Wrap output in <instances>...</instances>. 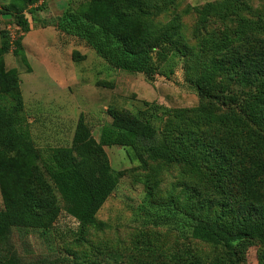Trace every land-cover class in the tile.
Returning a JSON list of instances; mask_svg holds the SVG:
<instances>
[{"label": "trees", "instance_id": "obj_1", "mask_svg": "<svg viewBox=\"0 0 264 264\" xmlns=\"http://www.w3.org/2000/svg\"><path fill=\"white\" fill-rule=\"evenodd\" d=\"M14 1L26 6L37 0ZM147 15L142 0H85L68 9L59 24L114 69L147 80L168 78L173 74L170 61L180 48L168 32L149 36ZM13 16L12 25L26 32L25 17ZM233 22L232 30L205 43L204 73L185 80L201 100L213 101L217 95L208 84L225 74L228 84L239 88L237 97L228 92L231 111L213 115L207 110L189 118L153 103L149 108L155 118L167 117L168 127L159 132L149 119L113 109L97 139L80 116L68 146L43 149L31 139L18 73L4 65L8 51L21 49L20 36L11 40L6 27L0 47V264H80L77 256L71 262L47 256L26 259L10 236L14 231L49 230L61 210L56 195L66 215L82 227L100 230L104 223L96 214L125 174L100 158L103 147L112 146L133 151L144 169L148 162H161L177 164L187 173L182 199L152 203L151 185L146 190L150 206L140 208L149 212L148 225L166 228L175 235L174 247L181 246L167 252L148 248L144 261L139 255L131 258L135 264H239L251 242L264 245V17ZM21 61H26L24 55ZM192 242L207 245L212 254L199 256L189 246ZM257 264H264V249Z\"/></svg>", "mask_w": 264, "mask_h": 264}, {"label": "rangeland", "instance_id": "obj_2", "mask_svg": "<svg viewBox=\"0 0 264 264\" xmlns=\"http://www.w3.org/2000/svg\"><path fill=\"white\" fill-rule=\"evenodd\" d=\"M84 2L37 0L20 6L14 0H0V47L3 32L15 22V13L27 21L26 32L17 24L16 31L10 30L15 37L20 36L21 49L18 53L8 51L3 59L6 69L18 73L24 114L37 149L68 146L80 116L97 139L100 127L111 121L109 111L113 109L147 118L159 132L168 127L167 117L155 118L149 108L153 103L182 111L189 118L207 110L213 115L232 110L228 92L237 97L239 88L230 81L229 85L225 74L214 76L208 84L217 95L213 101L201 100L185 80H195L204 73L205 43L232 30L233 19L264 17V0H142V10L148 13L144 17L148 35L168 32L172 43L180 48L170 61L173 74L153 80L110 67L83 40L61 28L59 22L67 10ZM100 158L114 171H125L96 214L104 226L100 230L90 225L82 227L66 215L56 195L61 210L49 230L14 231L10 236L18 254L26 259L58 257L63 262L77 256L80 264L104 263L113 258L135 264L131 258L139 255L144 261L148 248L167 252L181 246L174 247L175 235L166 228L148 225L145 220L149 212L140 208L150 206L148 201L182 199L187 173L177 164L161 162H148L144 169L133 151L123 147H103ZM151 185L153 196L147 201L146 190ZM189 246L201 257L212 254L207 245L192 242ZM262 249V243L251 242L240 255L239 264H257Z\"/></svg>", "mask_w": 264, "mask_h": 264}, {"label": "built area", "instance_id": "obj_3", "mask_svg": "<svg viewBox=\"0 0 264 264\" xmlns=\"http://www.w3.org/2000/svg\"><path fill=\"white\" fill-rule=\"evenodd\" d=\"M11 28V29H10ZM15 28V29H14ZM18 28L17 27H15V25H13V26H11V27H9L7 30L9 31V36H10V38H11V40H13L14 38H15V36H14V34L12 33V31H10V30H17Z\"/></svg>", "mask_w": 264, "mask_h": 264}]
</instances>
